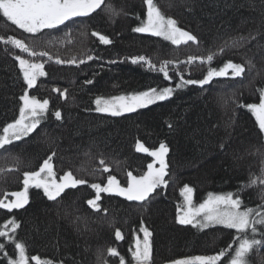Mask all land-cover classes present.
Wrapping results in <instances>:
<instances>
[{
	"label": "trees",
	"instance_id": "1",
	"mask_svg": "<svg viewBox=\"0 0 264 264\" xmlns=\"http://www.w3.org/2000/svg\"><path fill=\"white\" fill-rule=\"evenodd\" d=\"M154 3L165 17L175 19L179 28L195 35L198 43L177 46L162 37L136 33L134 28L147 18L145 0H105L117 15H110L102 5L91 16L74 18L36 36L0 14V37L21 39L54 58H32L0 40V131L19 118L20 96L27 90L15 56L43 59L47 75L30 89V95L49 100L48 113L37 129L0 149V198L6 192L23 191L24 173L38 171L52 153L56 179L71 171L88 182L66 189L56 201L48 200L42 189L29 187V203L24 208L12 212L0 209V227L9 219L20 224L14 236L26 244L29 257L37 255L53 264H119L123 257L125 264H135L130 249H135L137 236L143 238L142 227L152 233L151 264L217 255L229 247L232 251L220 264L234 255L238 245L234 230L181 225L177 211L183 205L180 193L185 185L194 188L193 202L198 206L210 193H236L264 170V133L246 107L259 103L260 89H264V0ZM92 32L105 35L112 43L101 44ZM234 40L239 41L235 46ZM222 46L224 51L219 53ZM210 52L217 53L212 63L201 64L199 58ZM88 55L95 58L89 61ZM137 56L157 67L166 60L175 61L185 79H203L209 68L220 69L227 62L245 65V73L235 79L215 78L203 88L188 85L168 100L123 116L98 113L97 97L131 95L151 87L175 88L179 83L172 65V79L167 80L142 63L132 64L131 58ZM189 56L198 59L191 65L181 63ZM56 57H75L85 63L58 65ZM89 79L94 83L86 84ZM54 88L66 89L67 99ZM55 111L61 112L60 120ZM138 142L150 150H157L161 143L168 147L167 188H158L144 202L101 193V210L96 211L87 203L95 199L91 183L105 186L107 177L114 175L126 186L128 172L142 175L153 163L154 158L136 150ZM101 159L104 165L99 163ZM104 166L111 171L103 172ZM262 188H244L240 192L243 204L260 206L264 202ZM117 229L122 240L115 237ZM0 242L15 258L13 245L5 238ZM113 247L119 257L108 255ZM246 259L248 264H264V246L254 247ZM0 264H7V258L0 256ZM30 264H34L31 259Z\"/></svg>",
	"mask_w": 264,
	"mask_h": 264
},
{
	"label": "snow or ice",
	"instance_id": "2",
	"mask_svg": "<svg viewBox=\"0 0 264 264\" xmlns=\"http://www.w3.org/2000/svg\"><path fill=\"white\" fill-rule=\"evenodd\" d=\"M147 5V18L141 22V25L134 28L136 33L149 34L155 37H162L166 41H170L173 45L188 44L192 42L197 44L198 40L195 35L184 31L177 26V21L172 18H167L162 14L161 10L156 6L154 0H145ZM105 5V0H0V14L7 18L13 25L23 30L25 33L36 34L44 32V30L56 29L64 25L68 21L74 20L77 17H88L101 9ZM104 10L110 15L118 13L111 6L105 5ZM93 36H97L99 42L104 45H110L112 40L97 32H92ZM244 38L241 37L240 40ZM0 40L5 44H11L20 52L26 53L32 58H47L48 61H53V56L48 51L37 50L35 47H30L21 39L9 37ZM239 41L234 40L233 46ZM227 44V42H226ZM224 47H220L219 53H223ZM215 52H210L206 57L199 58L200 63L211 64ZM95 57L88 55L87 60H92ZM18 61L19 70L22 73L23 81L28 89L34 88L37 81L41 77H45V63L43 59H25L21 56H15ZM198 58L189 56L186 63L191 65ZM115 63V61H111ZM55 63L79 65L85 63L84 59L77 60L73 57L70 60H63L59 57L55 58ZM132 64L146 65L150 70L157 71L167 80H171L169 75V66L172 65L175 72L179 75V83L174 87H151L145 91L135 92L131 95H117L110 98L97 97L95 99L96 111L111 117L123 116L126 113H134L140 109L149 107L157 102L170 99L174 92L178 89L185 88L188 85H199L203 88L210 84L215 78L235 79L242 77L245 73V65L240 63L227 62L222 68H209L206 76L200 80L185 79L181 73L179 64L175 61H163L159 67L152 63L151 60L144 56L131 58ZM251 62H249L250 64ZM86 84L94 83L89 79ZM54 92L67 99V90L61 91L59 88H54ZM23 105L19 108V118L12 123H8L0 131V149H5L7 145L15 141H20L31 133H33L40 125L41 121L46 117L49 109V100L37 99L35 96H30L28 92H24L20 96ZM243 107L242 105H238ZM248 110L255 116L259 131L264 133V89H260L259 103H253L246 106ZM54 116L57 120L61 119V112L55 111ZM171 127V125H169ZM220 147H223L221 144ZM137 151L147 153L154 158L153 163L147 165V171L139 176L127 173L126 186H121L120 182L114 175L107 177V183L102 186L100 183H91L89 187L95 190V199L88 200L87 203L96 211H100L98 201L101 199V193L124 197L128 201L144 202L149 199L158 188L166 189L168 181L165 179L168 176V163L166 156L168 147L161 143L157 150H150L144 144H137ZM55 153L45 159L38 171L25 172L23 180V191L12 193H4L3 198H0V209H6L12 212L14 209H22L29 203V187L42 189L43 195L48 200L56 201L66 189L76 188L80 185L87 184L84 179L77 178L71 171L64 174L60 180L56 179V173L52 163V157ZM104 165L103 159L99 162ZM159 167H156V165ZM103 172H110V168L104 166ZM257 185L264 186V170L261 175L253 176L249 182L236 193H226L216 195L210 193L204 202L198 206L194 204V188L185 185L181 190L183 205L178 206L177 216L178 222L181 225H191L198 230H204L210 227L222 226L225 229L234 230L236 235L234 243L238 242L235 247L234 255L226 262V264H248L246 259L248 254L256 246H264V202L258 207L245 206L241 199L240 192L244 188H250ZM261 200L264 201V188L261 189ZM9 196L14 199H9ZM20 224L15 219L7 220L0 227V238H5L13 245L14 256H9L5 248V244L0 242V256L7 258V264H53L46 258L33 255L29 257L27 254L26 244L17 241L14 234L19 229ZM143 238L136 237L135 249L131 250V255L135 264H151L152 247L150 237L152 233L142 227ZM117 240H122L123 235L119 229L115 231ZM232 251L231 247L221 250L217 255L210 256H195L187 259L176 260L173 264H220V261ZM18 254V255H16ZM108 255L119 257L120 254L116 248H109ZM119 264H125L123 257H120Z\"/></svg>",
	"mask_w": 264,
	"mask_h": 264
},
{
	"label": "rangeland",
	"instance_id": "3",
	"mask_svg": "<svg viewBox=\"0 0 264 264\" xmlns=\"http://www.w3.org/2000/svg\"><path fill=\"white\" fill-rule=\"evenodd\" d=\"M167 18H169V17H167ZM181 29H182V28H181ZM182 30L187 31V30H185V29H182ZM188 32H189V31H188ZM189 33H190V32H189ZM190 34H191V33H190ZM45 71H46V70H45ZM37 82H38V81H37ZM26 92H28V94L30 95V89H28V87H27ZM30 96H31V95H30ZM108 98H110V97H108ZM22 102H23V101H22ZM22 105H23V104H22ZM95 109H96V105H95ZM126 114H127V113H126ZM153 162H154V161H153ZM156 167H159V165L157 164ZM57 180H58V179H57ZM59 180H60V179H59ZM59 180H58V181H59ZM11 199H14V197H11L10 200H11Z\"/></svg>",
	"mask_w": 264,
	"mask_h": 264
}]
</instances>
